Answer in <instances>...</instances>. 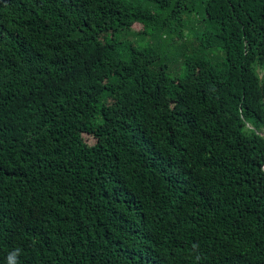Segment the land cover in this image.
I'll return each mask as SVG.
<instances>
[{"label": "trees", "instance_id": "trees-1", "mask_svg": "<svg viewBox=\"0 0 264 264\" xmlns=\"http://www.w3.org/2000/svg\"><path fill=\"white\" fill-rule=\"evenodd\" d=\"M193 244L264 264V0H0V264Z\"/></svg>", "mask_w": 264, "mask_h": 264}, {"label": "rangeland", "instance_id": "rangeland-1", "mask_svg": "<svg viewBox=\"0 0 264 264\" xmlns=\"http://www.w3.org/2000/svg\"><path fill=\"white\" fill-rule=\"evenodd\" d=\"M140 25L139 24H135L134 26H132L133 31H137L140 30ZM193 28V27H192ZM189 26L185 25L181 31L182 33V37L177 36V33H173L170 34L171 37V50L173 52V54L175 55L176 53H178L179 55L181 54V52H184V49H186V52L189 53L192 51L193 47L195 46V42L193 40L192 37V33L190 31H192ZM194 29V28H193ZM131 38H134L133 35H129ZM167 38V37H166ZM176 52V53H175ZM88 142H92L91 139L88 140Z\"/></svg>", "mask_w": 264, "mask_h": 264}, {"label": "clouds", "instance_id": "clouds-1", "mask_svg": "<svg viewBox=\"0 0 264 264\" xmlns=\"http://www.w3.org/2000/svg\"><path fill=\"white\" fill-rule=\"evenodd\" d=\"M192 255L194 257L195 264H200L202 259L201 255L198 253V245L193 244L191 246ZM22 249L16 247L13 250L9 251L5 257V264H20L19 257L21 255Z\"/></svg>", "mask_w": 264, "mask_h": 264}]
</instances>
